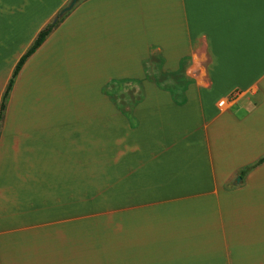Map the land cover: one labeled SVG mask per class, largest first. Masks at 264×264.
Here are the masks:
<instances>
[{
	"label": "crops",
	"instance_id": "1",
	"mask_svg": "<svg viewBox=\"0 0 264 264\" xmlns=\"http://www.w3.org/2000/svg\"><path fill=\"white\" fill-rule=\"evenodd\" d=\"M16 1L0 0V50ZM65 2L28 23L0 100ZM35 62L41 82L23 79ZM33 81L53 84V117L28 132L42 119L15 96ZM263 155L264 0H81L9 95L0 264H264V162L240 175Z\"/></svg>",
	"mask_w": 264,
	"mask_h": 264
},
{
	"label": "rangeland",
	"instance_id": "2",
	"mask_svg": "<svg viewBox=\"0 0 264 264\" xmlns=\"http://www.w3.org/2000/svg\"><path fill=\"white\" fill-rule=\"evenodd\" d=\"M57 1L59 0H18L16 2H14L12 4V9L9 11L12 19H13V26H11L9 28V36H8V40L5 42L4 48L2 50H0V89L2 88V84L3 82H5V78L7 76V70L10 68V63L13 59L14 56V52L17 48V46L21 43L22 39L25 38L27 39L30 34L32 33V31L28 30V23H40L43 21V18L45 17L47 11L53 7ZM69 2V0H66V2L63 5H60L57 13L54 15V17L58 14V12L60 11V9L62 7H64L65 5H67ZM80 2V1H79ZM78 2V3H79ZM77 3V4H78ZM21 4V6H19ZM77 4L75 5V7L77 6ZM74 7V8H75ZM25 8V12L22 16V13ZM22 16V19H20ZM54 17L51 18V20L54 19ZM16 33V34H15ZM1 48V46H0ZM205 61H202V63H204ZM36 64V62L34 64H31L30 68L27 70V72L25 73L24 77H28V75H30L31 69L33 68V71L36 70L38 71L37 75H36V80H39L40 82L42 81V77L40 75V71H42L41 69L39 70L37 65L34 66ZM171 79L174 81V77L171 76ZM16 80V79H15ZM114 88H116V95L113 96L116 99L121 98L122 99V104H128L129 103V93L127 91H124V86L122 87V92L121 94L117 93V86H114ZM114 88L110 87V91L109 93L114 95ZM119 95L121 97H119ZM26 100L29 102H33V104H35V107H33L31 104V107L26 108L27 111H30L29 113L25 114L28 117H31V115H37L40 116V118L42 119V121L40 123H36V127L32 124H30L29 122H27L24 126V128H26L28 130V132H34L36 130H40V129H48L49 126V117L50 115L53 117V84H52V88H50V86L47 84L46 87L43 86H39L37 87L36 84L34 83V81L30 84L27 83L25 85L22 86V89H20L18 91V95L15 96V100ZM49 100L52 101L51 105L48 104ZM126 100V101H124ZM17 103V101H16ZM37 106H39V108L35 109ZM52 106V107H51ZM25 116L21 110H20V106L18 107V105L15 106V108L13 109V116H12V125H16L17 123H20V120H22L21 118ZM47 120V122H45ZM11 125V126H12ZM45 127V128H44ZM12 131V129H11ZM43 134V132H42ZM93 190H97V189H93ZM109 195V194H107ZM56 206H63V205H56ZM91 208L92 207H97V205H89ZM104 210L107 213H112L113 212V204L112 203H105L104 204ZM54 222H65V220L63 219H58ZM109 222H112V220H109Z\"/></svg>",
	"mask_w": 264,
	"mask_h": 264
},
{
	"label": "trees",
	"instance_id": "3",
	"mask_svg": "<svg viewBox=\"0 0 264 264\" xmlns=\"http://www.w3.org/2000/svg\"><path fill=\"white\" fill-rule=\"evenodd\" d=\"M64 16L56 19V20H51L48 22L45 26H43L33 39V41L30 43V45L27 47V49L20 55L18 58L17 62L15 63L10 77L7 81V84L4 88V91L1 95V100H0V132H1V127H2V119L5 113V109L7 106V102L9 100V95L10 92L13 88L15 79L21 70L22 66L24 63L27 61V59L41 46V44L45 41V39L49 36V34L53 31V29L59 24V22L63 19ZM264 162V155L257 159L254 163L244 167L240 171V175L244 176L249 172L251 169H253L255 166L261 164Z\"/></svg>",
	"mask_w": 264,
	"mask_h": 264
},
{
	"label": "water",
	"instance_id": "4",
	"mask_svg": "<svg viewBox=\"0 0 264 264\" xmlns=\"http://www.w3.org/2000/svg\"><path fill=\"white\" fill-rule=\"evenodd\" d=\"M79 1H81V0H69L68 4L65 5L64 7H62V8L60 9V11L58 12V14L54 17V20H56V19H58V18L64 16L66 13H68L69 11H71V10L74 8V6H75ZM236 180L239 181V180H240V176H238Z\"/></svg>",
	"mask_w": 264,
	"mask_h": 264
},
{
	"label": "built area",
	"instance_id": "5",
	"mask_svg": "<svg viewBox=\"0 0 264 264\" xmlns=\"http://www.w3.org/2000/svg\"><path fill=\"white\" fill-rule=\"evenodd\" d=\"M219 104L222 106V105H224V100H221L220 102H219Z\"/></svg>",
	"mask_w": 264,
	"mask_h": 264
}]
</instances>
